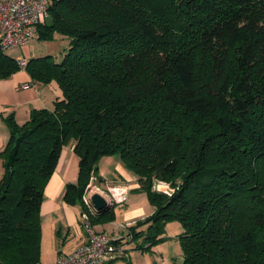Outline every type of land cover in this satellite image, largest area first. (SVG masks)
Wrapping results in <instances>:
<instances>
[{
    "label": "trees",
    "instance_id": "trees-1",
    "mask_svg": "<svg viewBox=\"0 0 264 264\" xmlns=\"http://www.w3.org/2000/svg\"><path fill=\"white\" fill-rule=\"evenodd\" d=\"M47 2L37 37L68 47L59 63L31 58L24 69L62 98L21 126L5 120L0 264L39 263L43 189L70 144L78 175L63 200L80 211L101 158L119 157L137 178L153 207L129 228L128 243L147 245L137 249L177 221L182 264H264V0ZM19 69L0 52V78Z\"/></svg>",
    "mask_w": 264,
    "mask_h": 264
},
{
    "label": "crops",
    "instance_id": "crops-1",
    "mask_svg": "<svg viewBox=\"0 0 264 264\" xmlns=\"http://www.w3.org/2000/svg\"><path fill=\"white\" fill-rule=\"evenodd\" d=\"M27 45L21 50L25 54L24 58L29 60L32 57L29 55ZM4 54L9 56L6 52ZM61 59L62 56L58 57L56 62L59 63ZM24 85L27 87L22 88ZM61 98L62 92L56 82L52 81L49 84L36 82L25 69H19L6 78H0V152L9 139V130L5 122L7 118L13 117L16 124L21 126L28 121L31 111L41 109L51 111L54 102ZM78 162L79 159L73 152V145L65 146L53 174L43 189V200L39 211L40 223L55 232L56 244L61 247L49 264H54L60 254L68 253L86 242V235L80 225V207L69 205L63 200L65 186L75 184L77 181ZM96 168L95 175L99 180L120 183L128 188L127 201L120 206L121 208L127 207L130 193L133 190L138 191L137 178L124 168L117 156L101 158ZM1 174L0 161V176ZM140 212L143 214L142 210ZM125 213L126 219L132 218L127 222L128 226L119 224L112 230H105L104 226H101L102 229L97 232L127 243L126 256L124 257L127 260L129 258L128 248L131 244L128 243L131 240L129 228L133 226V217L141 214L134 212L133 217H130L129 209L126 210V208Z\"/></svg>",
    "mask_w": 264,
    "mask_h": 264
},
{
    "label": "built area",
    "instance_id": "built-area-1",
    "mask_svg": "<svg viewBox=\"0 0 264 264\" xmlns=\"http://www.w3.org/2000/svg\"><path fill=\"white\" fill-rule=\"evenodd\" d=\"M48 14L47 0H0V52L25 47L37 36V29ZM24 69L27 59L16 61ZM27 85L22 86V88ZM161 182L154 184L158 192L170 195L172 191L160 188ZM93 195L101 196L110 209L121 206L127 201L128 188L120 183L99 180L91 173L81 197L83 209L80 211V225L86 235L84 245L64 254H60L54 264H107L126 256V243L97 232L91 218L100 212L93 206Z\"/></svg>",
    "mask_w": 264,
    "mask_h": 264
},
{
    "label": "rangeland",
    "instance_id": "rangeland-1",
    "mask_svg": "<svg viewBox=\"0 0 264 264\" xmlns=\"http://www.w3.org/2000/svg\"><path fill=\"white\" fill-rule=\"evenodd\" d=\"M69 40L61 35L54 34L51 40H43L37 36L29 42L28 49L29 55L32 58L50 56L53 59L64 55L65 50L68 47ZM15 60H21L25 57L21 48L9 50L6 52ZM55 82V81H54ZM160 188L163 191H167L165 184H160ZM75 206H79L77 203ZM80 207V206H79ZM129 209L130 217H133L134 212L143 214L140 216L133 217V225L138 222H142L151 216L153 212V207L149 204L147 197L144 193L133 190L130 193V200L127 207L114 206L110 213L107 215V219L104 223L95 224L94 229L96 231L101 230V226H104L105 230H112L115 226L127 225V222L131 219H126L127 215L125 213ZM135 213V214H136ZM41 226V243H40V259L38 264H49L53 256L58 253V249L61 248L57 246L55 241V232H53L48 226ZM146 224L136 228V232L145 231ZM182 226L177 221H169L165 224L163 233L160 238L162 240L151 245L147 250H139L136 246L147 247L143 245L141 238L130 244L128 248L129 258L127 260H118L114 264H182L183 255L182 249L180 247L179 236L182 234Z\"/></svg>",
    "mask_w": 264,
    "mask_h": 264
},
{
    "label": "water",
    "instance_id": "water-1",
    "mask_svg": "<svg viewBox=\"0 0 264 264\" xmlns=\"http://www.w3.org/2000/svg\"><path fill=\"white\" fill-rule=\"evenodd\" d=\"M91 202L93 206L99 211V212H106L110 210V206L107 204V202L99 195H93L91 198Z\"/></svg>",
    "mask_w": 264,
    "mask_h": 264
}]
</instances>
